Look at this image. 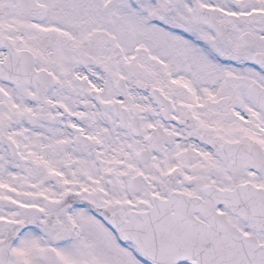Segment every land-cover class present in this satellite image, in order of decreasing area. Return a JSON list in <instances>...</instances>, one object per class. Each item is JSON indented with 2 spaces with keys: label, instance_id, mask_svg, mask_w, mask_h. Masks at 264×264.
<instances>
[{
  "label": "snow or ice",
  "instance_id": "snow-or-ice-1",
  "mask_svg": "<svg viewBox=\"0 0 264 264\" xmlns=\"http://www.w3.org/2000/svg\"><path fill=\"white\" fill-rule=\"evenodd\" d=\"M0 264H264V0H0Z\"/></svg>",
  "mask_w": 264,
  "mask_h": 264
}]
</instances>
